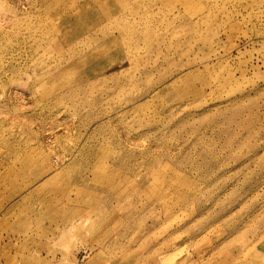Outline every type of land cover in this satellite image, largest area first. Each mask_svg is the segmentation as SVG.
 Wrapping results in <instances>:
<instances>
[{
    "label": "rangeland",
    "instance_id": "374dc122",
    "mask_svg": "<svg viewBox=\"0 0 264 264\" xmlns=\"http://www.w3.org/2000/svg\"><path fill=\"white\" fill-rule=\"evenodd\" d=\"M0 216L55 218L8 264H264V0H0Z\"/></svg>",
    "mask_w": 264,
    "mask_h": 264
},
{
    "label": "crops",
    "instance_id": "0c3cea01",
    "mask_svg": "<svg viewBox=\"0 0 264 264\" xmlns=\"http://www.w3.org/2000/svg\"><path fill=\"white\" fill-rule=\"evenodd\" d=\"M23 169L26 171L27 163L25 166H23ZM42 184V187L46 185L45 183ZM6 218V216H0V264L11 263L20 252H25L26 255L35 253V261L38 262V254H41V257L43 256V253L47 247L46 243H44V240L48 237L45 234L44 229L41 228V231L38 234L35 231H28L24 233L22 230H30V228L41 226L44 222L48 221L51 223V229L53 231L52 237L55 238V218L48 217L47 219L49 220H41L38 222V224L36 222H32V219L29 220V222L26 219H15L10 221Z\"/></svg>",
    "mask_w": 264,
    "mask_h": 264
}]
</instances>
